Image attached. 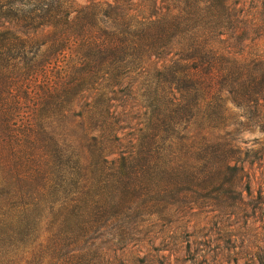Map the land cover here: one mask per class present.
<instances>
[{"label":"trees","instance_id":"obj_1","mask_svg":"<svg viewBox=\"0 0 264 264\" xmlns=\"http://www.w3.org/2000/svg\"><path fill=\"white\" fill-rule=\"evenodd\" d=\"M263 42L264 0H0V264H164L131 197L244 170Z\"/></svg>","mask_w":264,"mask_h":264},{"label":"rangeland","instance_id":"obj_2","mask_svg":"<svg viewBox=\"0 0 264 264\" xmlns=\"http://www.w3.org/2000/svg\"><path fill=\"white\" fill-rule=\"evenodd\" d=\"M95 1L113 4L116 0ZM74 2L82 8L92 0ZM257 50L264 51V42L250 52ZM229 108L230 129L240 130L235 137L243 152L240 158L245 162L240 167L244 170L214 171L210 182L162 181L157 185L162 197L156 195L157 200L132 196L138 204L126 216L137 247L123 255L131 263L142 256L140 252L164 264L264 263V110L250 122L242 110ZM72 121L76 124L79 119ZM195 133L192 124L189 135ZM46 238L49 235H41L32 250L37 251L39 244L46 246Z\"/></svg>","mask_w":264,"mask_h":264}]
</instances>
